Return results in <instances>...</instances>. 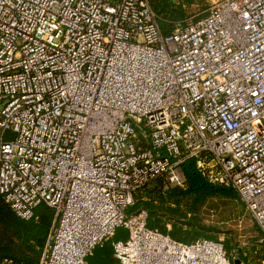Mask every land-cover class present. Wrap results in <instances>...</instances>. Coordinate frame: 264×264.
<instances>
[{
    "label": "built area",
    "instance_id": "built-area-1",
    "mask_svg": "<svg viewBox=\"0 0 264 264\" xmlns=\"http://www.w3.org/2000/svg\"><path fill=\"white\" fill-rule=\"evenodd\" d=\"M152 1L0 0V195L22 220L53 210L39 264H83L118 228L116 264H231L127 214L154 180L182 187L187 159L264 235V0L166 34Z\"/></svg>",
    "mask_w": 264,
    "mask_h": 264
},
{
    "label": "trees",
    "instance_id": "trees-1",
    "mask_svg": "<svg viewBox=\"0 0 264 264\" xmlns=\"http://www.w3.org/2000/svg\"><path fill=\"white\" fill-rule=\"evenodd\" d=\"M172 4V0L152 1L153 10L161 19L159 25L163 34L174 28L166 23V18L177 20L183 16V11L175 10ZM181 169L185 178L182 187L162 192L163 190L159 186L160 180H154L135 193V195L142 193L146 198L137 197L135 206L137 209L132 213L127 212V214L135 215L140 211H145L149 229L184 244H191L197 240L217 242L205 234L203 227H193L190 223L172 222L171 229L167 230L165 220L159 214L158 207L163 204L164 199L174 204L186 200L193 211L211 199L225 198L239 202L240 198L231 187H215L208 184L196 170L195 162L192 159L183 161ZM163 194L165 195L163 196ZM53 221V210L43 204L34 210L32 219L22 220L4 203L0 195V264L4 259L13 264H39ZM126 236L127 231L124 228H118L112 238L92 249L90 254L85 257L84 264H116L113 258V245L117 240L126 238ZM188 236L194 238H188Z\"/></svg>",
    "mask_w": 264,
    "mask_h": 264
},
{
    "label": "rangeland",
    "instance_id": "rangeland-1",
    "mask_svg": "<svg viewBox=\"0 0 264 264\" xmlns=\"http://www.w3.org/2000/svg\"><path fill=\"white\" fill-rule=\"evenodd\" d=\"M216 1L172 0L174 9L182 10L183 16L177 20L166 18V23L175 27L178 24L195 21L205 16L208 7ZM137 197L145 196L137 193L134 196L133 205L127 212L132 213L137 209L135 207ZM158 209L165 220L167 230L171 229L172 222L190 223L193 227H203L205 234L224 245L231 264H264V235L247 212L241 199L235 202L225 198H215L193 211L186 200L174 204L164 199ZM188 238L194 237L188 236Z\"/></svg>",
    "mask_w": 264,
    "mask_h": 264
},
{
    "label": "water",
    "instance_id": "water-1",
    "mask_svg": "<svg viewBox=\"0 0 264 264\" xmlns=\"http://www.w3.org/2000/svg\"><path fill=\"white\" fill-rule=\"evenodd\" d=\"M235 264V263H234Z\"/></svg>",
    "mask_w": 264,
    "mask_h": 264
}]
</instances>
